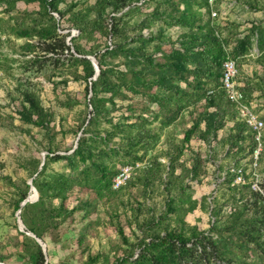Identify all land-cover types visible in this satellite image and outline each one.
Here are the masks:
<instances>
[{"label": "trees", "instance_id": "16d2710c", "mask_svg": "<svg viewBox=\"0 0 264 264\" xmlns=\"http://www.w3.org/2000/svg\"><path fill=\"white\" fill-rule=\"evenodd\" d=\"M19 1L39 6L38 10L26 11L28 15H36L31 17V26L12 27L18 37L27 39L21 46V54L34 53L23 66L29 69L41 64L43 56L38 54L41 51L51 54L55 64L65 57L68 65L73 66V78L86 83L87 105L85 115L75 128L77 134L82 132L76 148L60 153L57 147L50 145L46 147L48 153L44 161L33 157L27 159V165L24 163L31 171L30 177H34L33 184L40 196L22 207L20 215L26 231H21L15 223L16 233L9 234L4 244L13 251L0 253V262L7 264L18 255L22 264H68L60 259L55 262L49 259L36 237L27 231L33 232L46 243L48 251L54 252L62 245V225L76 222L79 216L83 224L75 244L88 252L85 264L100 261L101 264H253L246 259V254L256 250L260 251L258 259L264 264L261 195L252 190L251 183L231 186L236 174L228 170L232 164L247 169L257 144L255 133L239 118L236 104L224 87L223 66L228 57L234 58L239 70L238 87L248 100H257L256 90L264 91V25L253 22L242 29L240 24L234 23L223 33L212 11H219L224 0H216L213 6L209 0H0V3L11 12L17 10ZM193 2L197 3V8L193 7ZM248 4L258 8L256 3L248 1ZM135 9L143 11L144 17L131 26L126 17ZM157 22V28L153 29ZM171 27L181 28L175 39L167 36ZM65 29L69 31L62 32ZM71 29L79 30V34L72 35ZM109 37L111 45L106 41ZM102 41L105 43L100 45ZM255 43L262 71L245 79L239 66ZM88 56H95L98 61L97 79H93L96 68ZM64 60L62 64L66 65ZM137 95L148 101L138 109L131 102ZM7 108L9 112H0V121L5 126L17 128L15 120L19 119L23 124L44 130L49 139L55 138V132L64 130L55 109L46 106L41 93L29 85L21 84L8 92ZM261 108L262 105L257 104L255 110L264 120ZM186 110L192 123L184 129L181 143L164 153L169 161L164 162L160 155H153L148 163L144 161L160 138L153 122L158 120L161 127H166ZM229 122L226 136L221 135ZM193 141L209 147L212 152L209 159L213 160L217 146L223 148V156L230 161L226 167H218L226 171L221 183L238 195V203L246 198L245 205H234L229 212L225 210L224 201L216 197L212 207L206 202V196L207 209L211 206V216L215 219H211L209 232L199 225H188L183 218V214L196 209L199 200L192 199L191 194L187 198L179 197L185 195L186 186H191L186 179L199 186L206 182L204 158ZM187 150L193 153L190 167L181 158ZM58 161H64L70 172L48 170L50 162ZM136 162H145V166L137 169L125 186L114 189V178L121 168ZM164 173L165 208L154 214L146 201L154 183ZM246 176L251 178L250 174ZM9 180L16 191L14 211L17 212L31 193V185L26 179L22 183ZM137 186L141 188L140 195L133 191ZM86 190L94 193L95 199L91 194L83 195ZM124 192L128 198L120 202L131 222L137 225L131 227L135 239H131L119 222L115 228L122 238L121 246L107 254L89 252L88 239L101 224L96 198L98 201L106 196L118 198ZM248 208L253 211V224L245 227L243 218ZM222 224H225L223 229ZM226 233L236 238L243 255L226 256L225 249L231 241Z\"/></svg>", "mask_w": 264, "mask_h": 264}, {"label": "rangeland", "instance_id": "374dc122", "mask_svg": "<svg viewBox=\"0 0 264 264\" xmlns=\"http://www.w3.org/2000/svg\"><path fill=\"white\" fill-rule=\"evenodd\" d=\"M248 1L256 3L258 8L254 9L250 7ZM197 6V3L193 2V7L197 8ZM220 8L218 15L214 17L218 18V20H216L223 27V33L228 32L229 29L234 26V23L240 24L242 29L251 26L253 22H261L264 25V0H224L221 3ZM38 9V3L19 1L17 4V10L8 12L6 10V5L3 2L0 3V22L3 27L0 29V63L2 64L1 67L3 71V75L0 77V112L5 113L10 111V109L7 108L9 91H14L17 86H20L21 84L29 85L34 90L41 93V97L46 106L55 109L58 114V120H62L63 126L61 127H63L64 130L55 132V138L49 139L44 130L35 126L23 124L19 119L15 120V123L18 126L17 128L5 126L0 121V253L13 251L12 248L7 249L4 244L6 243L9 234L16 233L15 223L18 224L17 212L14 211V202L17 196L14 185L9 178L18 183H22L23 179H26L28 182L31 179V171L24 165V163L27 165V159L33 157H41L44 161L48 153L46 147L50 145L57 147L59 149L58 152L60 153H64L65 150L71 151V149L76 146L79 137L82 135V132L77 134L75 128L77 121L85 115V108L87 105L85 102L86 83L82 80L78 81L73 78V66L68 65V61L65 57L61 59V63L55 64V60L51 57V54H45V52L39 51L40 53L38 54L43 56L41 57V60L43 61L41 64H36L29 69H26L23 66L24 61L33 56L34 53L29 56L21 54V46L27 41V39L18 37L17 34L13 32L12 27L19 24L23 27L31 26V17H35L36 15H28L26 11L28 10L30 12ZM125 11H127V9ZM56 16L59 17V15ZM143 17V11L135 9L134 11L129 12L126 18L129 25L133 26ZM158 23L159 22L154 25L153 29L157 28ZM67 31L69 30H62V32ZM71 31L74 36L79 34V30L71 29ZM180 32L181 28L171 27L167 30V36H171L175 39ZM145 34H149L148 29L145 30ZM32 41L34 42V40ZM106 41L108 45L112 44L110 37ZM68 43L71 44V42ZM104 43L105 41H102L100 45H103ZM168 45L169 43L166 44V48ZM72 51H74L73 48ZM258 55L259 49L255 43L248 57L244 58L239 66L241 75L245 79L258 75L262 71L257 62ZM63 60L65 62L67 61L66 65L62 64ZM255 94L258 96L255 103L259 106L262 105L261 113L264 114V91L259 92L256 90ZM131 102L137 109L142 107L143 104L148 103L147 99L142 95L133 97ZM126 103L127 102L124 101V104ZM152 107H155V105ZM191 123V116L187 110L174 123L166 127H161L160 121L155 120L152 126L159 132L160 138L155 147L148 152L144 161L148 163L149 158L153 155H160L164 162H168L169 158L167 155H164V153L172 151L174 146L181 143L184 136V129L189 127ZM230 124L231 122L221 130V135L224 134V136H226ZM23 128L27 129L29 132H26ZM59 128L60 127H58V129ZM193 145L204 158L202 163L203 169L207 173L206 182L199 186L197 182H190L191 180L186 179L187 183H190L191 186H186L185 195L181 194L179 197L187 198V195L191 194L192 199L197 198V200H199L196 209L186 213L187 215L183 214V218L185 217L188 225H199L202 229L209 232L211 219H213L210 208L213 205L212 201L214 198L217 197L219 201H224L226 203L225 210L229 212L234 205H245L246 198H242L243 202L240 200V203L242 204L238 203L237 201L240 199L237 198L238 195L236 194L237 196H235L232 194L227 190L224 184L221 183L225 169L220 170L218 167L220 165L226 167L227 163L230 161V159L223 156V148L217 146L213 153V155H215V159L213 160L209 159V156L212 153L209 151V147L201 145L199 141H193ZM192 154L191 151L187 150L186 154L181 157L182 159H185V163L188 167L192 165ZM117 158L119 157H116V159ZM250 162L247 164V169H249ZM119 164L120 163L118 162L117 166ZM48 170L62 173L70 172V168L64 161L50 162ZM177 172L180 173L181 169L179 168ZM256 172L264 185V149ZM164 176H166L165 173L162 178L156 180L153 185V192L149 195V199L146 201L147 205L154 210V214L160 213L165 208L167 194L164 190ZM133 191L135 194L140 195L141 188L137 186ZM33 193L34 191L31 193L32 196ZM87 194H91L95 199L94 193H90L86 190L83 195ZM119 196L121 197L116 198L115 196H106L100 201L96 198L97 215L101 219V224L96 228L94 236H91L88 239L90 243L89 252L94 254H107L110 250L121 246L122 238L115 228L119 222L125 227L126 232L131 239H135V232L131 227H137V225L131 222L124 205L120 202V199L126 201L128 195L124 192ZM206 196H208L207 199ZM205 199L206 202H209L211 205L208 209ZM188 205L189 203L187 202L185 204L186 208ZM248 209V211H244L243 220L246 224L245 227H249L250 224H253L251 220L253 211L250 208ZM116 214L119 216L116 217ZM79 218L80 217L78 216L74 223L67 222L62 225V245H58L57 250L55 248L56 252L54 251V253L52 249L49 251L47 250L48 257L53 262L60 259L62 263L85 264L88 252H83L82 249L78 248V245L75 244V240L78 237V233L82 229L81 226L83 224V221ZM224 225L225 224H222L220 226L222 227L221 229L225 227ZM211 234L215 237L217 235L214 232ZM251 261L253 264H262L257 256ZM7 264L22 263L20 262L18 255H14L8 260ZM97 264H101V261Z\"/></svg>", "mask_w": 264, "mask_h": 264}, {"label": "built area", "instance_id": "2783aa9c", "mask_svg": "<svg viewBox=\"0 0 264 264\" xmlns=\"http://www.w3.org/2000/svg\"><path fill=\"white\" fill-rule=\"evenodd\" d=\"M216 0H209V3L213 6ZM213 16L218 15L217 10L212 11ZM224 87L231 99L236 104L239 118L245 121L248 126L255 133L256 147L254 149L249 169H245L243 166H237L232 164L228 168L229 172L236 174L234 180L231 182V186L245 185L251 183L253 191L261 195V200L264 204V185L259 178L256 170L260 164V158L264 149V120L260 117V114L255 110V101L248 100L245 93L238 87V66L234 58L228 57L224 63ZM3 75L2 68L0 67V77ZM145 166V162L128 163L124 165L119 173L114 178L113 187L114 189L125 186L128 181L132 178L134 172L137 169ZM226 171L223 174L222 181L225 179ZM246 174H250L251 178L248 179ZM221 181V182H222ZM213 207V205H212ZM231 211V210H230ZM215 219L213 218V221ZM264 232V228H263Z\"/></svg>", "mask_w": 264, "mask_h": 264}, {"label": "water", "instance_id": "95a60500", "mask_svg": "<svg viewBox=\"0 0 264 264\" xmlns=\"http://www.w3.org/2000/svg\"><path fill=\"white\" fill-rule=\"evenodd\" d=\"M91 60H92V62L94 63V65H95V68H96V74H95V76L93 77V79H97V77H98V75H99V65H98V61H97V59H96V57L95 56H88ZM76 146H77V144H76ZM76 146H75V148H76ZM74 150V149H73ZM72 150V151H73ZM44 163V162H43ZM33 180H34V177H32L29 181H28V183L31 185V193H32V191H34V193H33V195H35L36 197L33 199L31 196V193L28 195V197L24 200V201H22L21 202V207H20V209H18L17 210V218H18V225H19V229L21 230V231H26L25 229V224L23 223V221H22V218H21V215H20V213H21V210H22V207L27 203V202H35V201H37L38 199H39V196H40V194H39V192H38V190H37V188L34 186V184H33ZM27 233L29 234V235H31V236H33V237H36V239L39 241V243L42 245V247H43V250H44V252L45 253H47V245H46V243L45 242H43L40 238H38L33 232H31V231H27ZM0 263H2V264H6V263H4V262H0ZM48 264V263H47Z\"/></svg>", "mask_w": 264, "mask_h": 264}, {"label": "crops", "instance_id": "0c3cea01", "mask_svg": "<svg viewBox=\"0 0 264 264\" xmlns=\"http://www.w3.org/2000/svg\"><path fill=\"white\" fill-rule=\"evenodd\" d=\"M227 235H226V237H230L231 236V238H230V242H228L227 243V248L225 249V252H226V256H228V257H231V256H233L234 255V257L236 258V255L237 254H241V255H243V251L242 250H240L238 247H237V241H236V238H232L233 237V235L231 234V233H226ZM251 245H254L253 243H251ZM259 250H256V251H254V252H250V254H246V259L247 260H252V259H254L255 258V256H257L258 257V255H259ZM254 257V258H253Z\"/></svg>", "mask_w": 264, "mask_h": 264}, {"label": "bare ground", "instance_id": "6f19581e", "mask_svg": "<svg viewBox=\"0 0 264 264\" xmlns=\"http://www.w3.org/2000/svg\"><path fill=\"white\" fill-rule=\"evenodd\" d=\"M33 199L36 197L35 195H33V196H31ZM0 264H2V263H0Z\"/></svg>", "mask_w": 264, "mask_h": 264}]
</instances>
